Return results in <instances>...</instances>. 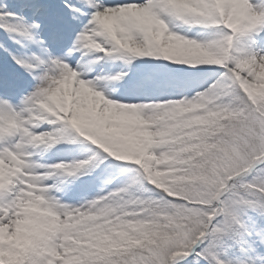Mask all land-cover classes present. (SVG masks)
Masks as SVG:
<instances>
[{"label": "snow or ice", "instance_id": "1", "mask_svg": "<svg viewBox=\"0 0 264 264\" xmlns=\"http://www.w3.org/2000/svg\"><path fill=\"white\" fill-rule=\"evenodd\" d=\"M0 264H264V0H0Z\"/></svg>", "mask_w": 264, "mask_h": 264}]
</instances>
